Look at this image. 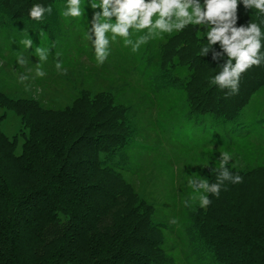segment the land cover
I'll return each mask as SVG.
<instances>
[{
    "label": "trees",
    "instance_id": "16d2710c",
    "mask_svg": "<svg viewBox=\"0 0 264 264\" xmlns=\"http://www.w3.org/2000/svg\"><path fill=\"white\" fill-rule=\"evenodd\" d=\"M99 2L81 0L83 15L72 18L62 14L67 0H0V34L44 30L49 54L62 52L70 34L60 32V23L71 31L90 25L101 11L91 3ZM34 4L52 12L35 21ZM237 17L236 26L255 22L264 33V13L242 0ZM207 27L161 34L132 53L140 74L132 88L136 100L81 89L69 105L51 108L0 92V107L20 122L12 136L0 128V264H169L163 245L173 232L153 220L159 204L138 194L127 180L128 164L119 163L140 133L147 142L145 125L175 156L185 152L200 161L182 182L184 194L165 200L173 220L183 208L179 220L192 255L177 256L181 264H264V60L241 75L238 93L218 88L211 80L227 57L213 59L222 52L219 44L202 55ZM261 44L264 55V36ZM141 105L148 106L141 112ZM222 151L243 180L225 182L219 197L209 194L211 204L201 208L200 192L188 181L216 182Z\"/></svg>",
    "mask_w": 264,
    "mask_h": 264
},
{
    "label": "rangeland",
    "instance_id": "374dc122",
    "mask_svg": "<svg viewBox=\"0 0 264 264\" xmlns=\"http://www.w3.org/2000/svg\"><path fill=\"white\" fill-rule=\"evenodd\" d=\"M60 25L62 34H70L68 46L62 52L58 49L53 50L48 54V59L43 62L39 61L35 47L50 49V45L44 39L46 31L37 30L34 34L16 33L6 36L0 34V92L12 98H34L44 106L51 108L69 105L81 89L110 91L112 94L117 93V96L123 100L130 97L137 99L132 88L138 85L137 80L140 74L139 71L132 69L131 46L122 45V39L117 38L115 42L110 43V54L107 60L102 65H98L92 45L94 36L91 34V24L80 25L75 31L68 29L66 23H60ZM145 31L138 33L133 30L131 38L135 40L138 36L144 35ZM88 36H91L90 40ZM8 38L14 42L12 43ZM29 38L33 43L32 48H26L22 43L23 40ZM50 41L51 39H48V42ZM21 55L27 61L24 66L17 63V57ZM57 61L61 63V69L55 67ZM37 67L45 72L43 77L36 76ZM22 76H27V79L21 81ZM147 106L141 105L138 109L142 112V108H147ZM1 116H3L0 122L2 131L8 136L18 133L20 129L18 116L0 107ZM151 116L154 114L152 113ZM143 128L142 132L148 134L147 142L140 140L144 136L140 133L139 141L128 145L121 152V160L118 162L128 164L129 170L125 174L127 180L134 184L138 194L149 202L159 204V207L155 206L156 212L153 220L173 232L171 236L166 235L163 245L165 251L169 252V264H181L177 256L184 259L185 256L192 255L187 247L189 245L185 233L187 227H184L179 220L182 216L180 210L183 208L178 206L180 210L177 214L175 213L177 218L173 223V210L165 205L168 204L165 200L166 196L172 193L177 195V200L178 196L184 194L181 188L182 182L193 174L195 167H199L200 161L197 160L198 155L191 156L185 152L175 156L167 140L156 137L153 126L145 125ZM145 144L147 147L144 146ZM166 167L169 168L168 173L165 170ZM170 171L174 173L172 181ZM180 228L183 232L180 235L181 238L177 235ZM174 245L178 247V252L173 251ZM182 264L191 263L184 261Z\"/></svg>",
    "mask_w": 264,
    "mask_h": 264
},
{
    "label": "clouds",
    "instance_id": "9594fccd",
    "mask_svg": "<svg viewBox=\"0 0 264 264\" xmlns=\"http://www.w3.org/2000/svg\"><path fill=\"white\" fill-rule=\"evenodd\" d=\"M247 9H256L264 13V0H242ZM239 0H100L99 4L91 3L93 9L99 7L100 12L94 13L91 22V34L94 36L95 59L98 65H102L110 54V43L117 38L123 40L124 46H131L133 52L146 44L151 38L161 34H172L185 29L189 25H206L207 46L202 50V55L208 53L212 45L219 44L222 52L213 53L216 60L226 55V61L220 65L221 70L215 74L211 83L220 89L230 90L229 94L239 91L240 78L243 73L253 66H259L264 60L261 54L260 26L248 23L246 26H236ZM51 13L52 7L34 4L29 16L35 21H42L45 13ZM65 17L79 18L83 15L81 0H67V8L62 13ZM113 17L115 20L113 21ZM155 17V19H154ZM135 32H147L133 40ZM91 39V36H88ZM26 48H32V40L22 41ZM39 61L48 59L49 50L41 47L35 48ZM17 63L24 66L27 61L21 55L17 57ZM55 67L61 69V63L57 61ZM66 71V70H65ZM45 72L37 67L36 76L43 77ZM21 81L27 76L20 77ZM231 160V154L227 151L220 152V164L216 182L209 183L206 179L193 177L188 183L194 190L200 192L199 206L206 208L211 204L209 194L219 197L225 182L239 184L243 178L239 174H233L227 167ZM185 201V206H189ZM175 223V220L172 221Z\"/></svg>",
    "mask_w": 264,
    "mask_h": 264
}]
</instances>
